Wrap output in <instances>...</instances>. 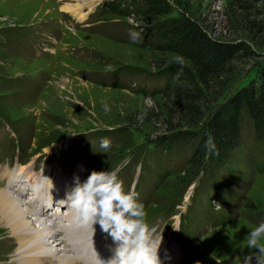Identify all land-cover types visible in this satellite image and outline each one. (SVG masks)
I'll return each instance as SVG.
<instances>
[{
	"label": "rangeland",
	"instance_id": "rangeland-1",
	"mask_svg": "<svg viewBox=\"0 0 264 264\" xmlns=\"http://www.w3.org/2000/svg\"><path fill=\"white\" fill-rule=\"evenodd\" d=\"M45 1L0 0V186L9 180L2 172L19 162L35 164L39 174L52 167L59 182L76 168L90 175L123 165V190L138 178L135 199L144 205L145 217L134 218L146 221L154 241L167 237L161 248L167 240L165 255H182L176 264H243L250 254L256 264L259 249L247 238L264 223V143L252 121L243 119L242 144L229 162L192 175L193 148L165 150L157 141L169 136L167 122L155 132L144 122L145 112L163 109L168 80L153 62L168 59L160 51L167 42L142 14L151 0H99L94 11L80 8L89 12L84 21L63 9L83 0ZM159 1L172 11L155 22L185 12L214 39L236 45L241 76L264 63V0L249 9L233 0ZM105 137L107 149L100 145ZM10 231L0 221V264L20 257L21 242Z\"/></svg>",
	"mask_w": 264,
	"mask_h": 264
},
{
	"label": "trees",
	"instance_id": "trees-1",
	"mask_svg": "<svg viewBox=\"0 0 264 264\" xmlns=\"http://www.w3.org/2000/svg\"><path fill=\"white\" fill-rule=\"evenodd\" d=\"M253 2L260 0H233L241 9H249V3L253 6ZM148 4L150 8L142 13L143 17L156 23L155 34L167 42L160 51L169 53L162 54L167 55L166 61L153 59L168 77L161 95L163 109L144 113L146 128L153 127L154 132L159 123L167 127L163 121L169 125V136L159 137L157 143L169 152L177 143L183 147L190 145L192 175L202 174L211 162L218 167L231 160L233 151L242 144L246 117L252 121L255 139L264 143V63L256 64L241 76L236 45L214 39L185 12L182 18L166 24L155 22L172 9L159 0ZM253 25L257 26L254 22ZM246 50L251 49L247 46ZM175 57L183 63L173 62ZM209 136L215 148L205 146Z\"/></svg>",
	"mask_w": 264,
	"mask_h": 264
},
{
	"label": "bare ground",
	"instance_id": "bare-ground-1",
	"mask_svg": "<svg viewBox=\"0 0 264 264\" xmlns=\"http://www.w3.org/2000/svg\"><path fill=\"white\" fill-rule=\"evenodd\" d=\"M39 1L48 4L45 0ZM82 2L81 4L67 2L63 9L72 12L77 21H84L87 19L89 12L87 13L80 8L85 5L88 7V11H94L99 4V0H83ZM53 174V171H51L49 177ZM2 175L9 178V180L6 186H0V221L4 226L6 225L11 229L12 236L21 242L16 252L20 256L15 260L16 264H75L72 260H75L76 264H99L95 259V255L90 253L87 248L88 246L92 247L93 243L98 240L100 234L99 224L95 225L94 231L91 226L77 224L73 219L74 214L72 211L67 214L64 212V207H62L61 212L55 209V206L59 207L57 205L58 201L61 202L60 199L67 196L68 192L73 189L71 184L64 189L62 188L57 194L53 190L57 189L56 185L63 186V183L55 179L51 181L48 177L41 184L38 191L33 192L31 198H29L33 184L42 182L41 177L43 174L36 172L35 164H20L16 171H12L8 167L2 172ZM77 184L74 183L73 186L76 187ZM22 198L25 203H23ZM46 199H49L50 203H47ZM48 204H53V208L47 210L46 206ZM27 209L32 211H28L30 213L29 218L27 217ZM57 215L62 220L58 221ZM44 218L50 221L45 224L43 223ZM37 222H39L37 225L32 226L33 223ZM58 234L59 239H57ZM48 243L51 245V249H49ZM162 245L160 244L158 249ZM110 246L112 250L111 257H113L117 242L112 241ZM107 248L109 250L108 242ZM160 253H163V251H160ZM108 257L106 251L105 262L108 261ZM181 257L182 255L176 253L175 258ZM157 264L161 263L157 262Z\"/></svg>",
	"mask_w": 264,
	"mask_h": 264
},
{
	"label": "clouds",
	"instance_id": "clouds-1",
	"mask_svg": "<svg viewBox=\"0 0 264 264\" xmlns=\"http://www.w3.org/2000/svg\"><path fill=\"white\" fill-rule=\"evenodd\" d=\"M134 36L140 33L129 30ZM107 110V105H105ZM109 138H101V147L110 146ZM215 148L211 136L205 141V146ZM123 165L111 172L93 171L81 184L62 199L68 209L73 212V219L79 225L91 226L99 224L102 231L108 232L117 242L114 256L106 264H157L158 246L151 235L149 225L145 220L134 217H145L144 205L135 197L139 195L134 189L123 190V181L117 178V172ZM127 214V215H126ZM249 247L258 248L256 264H264V223L255 227L247 238ZM243 264H252L251 254L246 256Z\"/></svg>",
	"mask_w": 264,
	"mask_h": 264
}]
</instances>
